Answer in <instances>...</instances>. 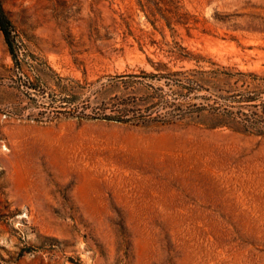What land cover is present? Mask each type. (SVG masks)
I'll return each instance as SVG.
<instances>
[{
  "label": "rangeland",
  "instance_id": "obj_1",
  "mask_svg": "<svg viewBox=\"0 0 264 264\" xmlns=\"http://www.w3.org/2000/svg\"><path fill=\"white\" fill-rule=\"evenodd\" d=\"M0 5V264H264V0Z\"/></svg>",
  "mask_w": 264,
  "mask_h": 264
},
{
  "label": "trees",
  "instance_id": "obj_2",
  "mask_svg": "<svg viewBox=\"0 0 264 264\" xmlns=\"http://www.w3.org/2000/svg\"><path fill=\"white\" fill-rule=\"evenodd\" d=\"M0 31L2 32L7 45L10 47L9 35H10V22L8 21L6 14L4 13L0 5ZM104 119L113 120L110 117H105Z\"/></svg>",
  "mask_w": 264,
  "mask_h": 264
}]
</instances>
